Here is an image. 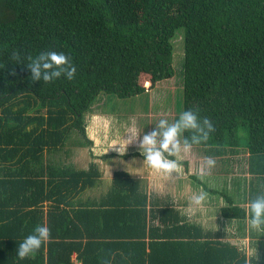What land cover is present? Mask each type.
Listing matches in <instances>:
<instances>
[{
  "label": "trees",
  "instance_id": "1",
  "mask_svg": "<svg viewBox=\"0 0 264 264\" xmlns=\"http://www.w3.org/2000/svg\"><path fill=\"white\" fill-rule=\"evenodd\" d=\"M179 33L183 110L199 109L215 126L195 146L228 155L215 159L227 175L247 164L251 200L264 182V0H0V264H264V240L249 249L192 222L126 170L115 171L99 200L85 202L79 196L98 183L99 164L47 160L71 136L93 144L86 115L101 96H136L171 78ZM48 50L72 59L74 79H31L27 57ZM242 130L247 150L237 152ZM246 151L244 160L231 158ZM191 178L225 200L224 218L245 226L246 206ZM39 224L51 239L19 259L16 247Z\"/></svg>",
  "mask_w": 264,
  "mask_h": 264
},
{
  "label": "rangeland",
  "instance_id": "2",
  "mask_svg": "<svg viewBox=\"0 0 264 264\" xmlns=\"http://www.w3.org/2000/svg\"><path fill=\"white\" fill-rule=\"evenodd\" d=\"M174 53V75L171 78L159 82L155 88L132 97L124 98L115 94H106L100 97L86 115L89 128L87 130V136L93 140V147L92 145L80 144V135L71 136L65 147L60 149L59 153H53L54 157L52 159L54 160H48L52 163L55 161L54 163H58V165L73 163L75 166H78L80 165L79 162L86 163L91 158L97 157L96 161L104 166L105 164L112 163L111 161L114 159L108 156L104 157L103 155H110L112 153L124 154V152H133V150L140 151L139 140L142 139V136L146 132H150L156 126V122L160 118H167L170 121L175 120L176 116L183 110L184 42L182 41L181 33L174 39ZM133 127L139 133L136 138L129 140L131 134L127 132L131 131ZM240 133V146L236 149L237 152L247 150V132L242 130ZM126 143V149L123 147L120 148V144L124 145ZM204 150L205 148L203 146H193L190 151L182 154V169L179 174L181 180L176 183V187L181 189L183 196L186 194L193 196L194 193L204 191L203 186L195 178L188 179V175L190 176V174L184 169L187 160H189V171L191 173L195 172L194 174L200 177L208 186L222 187L227 191L229 181H233L235 177L232 174V172L236 173L235 170H232L227 175V165H223V162L221 166L216 164L211 169L206 168L204 157L208 155ZM92 151L97 152L96 154L100 156L93 154ZM247 156L248 152L246 151L237 157L233 155L231 158L240 161L239 157L241 160H244ZM222 157L224 159H219ZM214 158L225 162L228 160V155H215ZM117 163L119 166H123L127 162L125 158H120ZM242 167V169H245L247 164L242 163ZM245 170L243 171L244 173ZM151 173L156 172L147 169V174L150 175ZM211 174L214 175L212 179L209 177ZM174 175L176 174L174 173ZM214 181H217V184L214 185ZM172 183L173 180H171L170 185H175ZM187 189L191 192H188L189 190L187 191ZM210 197L217 199L218 195L216 194Z\"/></svg>",
  "mask_w": 264,
  "mask_h": 264
},
{
  "label": "clouds",
  "instance_id": "3",
  "mask_svg": "<svg viewBox=\"0 0 264 264\" xmlns=\"http://www.w3.org/2000/svg\"><path fill=\"white\" fill-rule=\"evenodd\" d=\"M11 58L19 62L20 52L13 50ZM27 60L25 65L30 69L33 81L51 82L62 76L68 80L75 78L76 65L63 51L48 50L37 56L29 55ZM214 131L213 122L208 118H201L199 109L182 110L172 121L160 118L156 126L139 140V149L144 157L143 162L149 169L165 177L173 176L174 173L179 175L182 169V154L190 151L193 146L208 141ZM127 133L131 134L129 137L131 140L136 138L139 132H136L133 127ZM126 145L127 143L120 144V148L126 149ZM204 162L208 169L216 165L215 158L210 155L204 157ZM207 195L208 193L204 191L194 193L191 202L200 206ZM246 219L250 230L264 231V193L256 195L247 202ZM50 239V227L47 224L37 225L33 232L25 236L16 247L17 257L25 259L33 255Z\"/></svg>",
  "mask_w": 264,
  "mask_h": 264
},
{
  "label": "crops",
  "instance_id": "4",
  "mask_svg": "<svg viewBox=\"0 0 264 264\" xmlns=\"http://www.w3.org/2000/svg\"><path fill=\"white\" fill-rule=\"evenodd\" d=\"M87 130H89L88 124ZM135 151L136 150H133V152ZM55 152L59 153L60 149L46 153L47 160L52 159L54 157L53 153ZM131 152L132 151L124 153ZM92 153L95 155H99L96 154L97 152L92 151ZM108 157H111L114 160L111 161L112 163L105 164L104 166L103 164H100L96 161L97 157L91 158L90 161L86 163L79 162L80 165L76 164L78 166H75V164L73 163H65L68 165H73L76 169H87L92 161H96L100 166V169L102 171L101 178L99 179L96 186L86 189L79 196L80 200L85 202H94L95 200H99L103 195H105L109 191L112 185L115 171L126 170L130 172V174L135 179L140 181L143 189L146 190L150 195H155L156 197L161 198L164 201H169L172 205L179 208L183 214H186L187 219H190L192 222L201 223L206 228H211L214 230H223L226 233V238H228L232 242H236L239 244L246 243L249 249L250 247H252V241L262 242V240H264V231L250 230L247 220L246 222H244L246 223L244 226L241 222L236 220L229 222L227 218H224L221 215V207L225 204V200L221 196H218L217 199H212L213 197L210 196H213L215 194H212L211 192H208L206 191V189H204V192H207L209 197L206 198L202 205L196 206L191 202L192 196H190V194H186L183 196L181 194V189L176 187V183L181 180V177H179L180 175L173 174V176L165 177L159 173H151L150 175L147 174V169L149 170V168L143 162L144 157L142 153L141 155H131L128 157H124L122 153H114V155ZM120 158H125L127 163H125L123 166H119L117 162ZM185 164L186 167H184V169L187 173L189 172L190 176L188 175V179H190L191 175H193L195 172L191 173L189 171V160H187ZM235 171L236 173H234V175L235 177H238V179H233V181L228 183L229 188L227 189V192H229L234 197L235 202L237 204H241L247 207V202L249 200L246 189L247 178L249 176V173H244L243 169L241 170L239 168L235 169ZM209 173L211 172L209 171ZM209 177H214V175L211 174V176ZM171 180H173V183L175 185H170ZM216 182L217 181H214V185L217 184ZM261 184L262 188L259 189L258 194L264 193V182H261ZM188 190L189 189H187V191ZM188 192L191 191L189 190Z\"/></svg>",
  "mask_w": 264,
  "mask_h": 264
}]
</instances>
